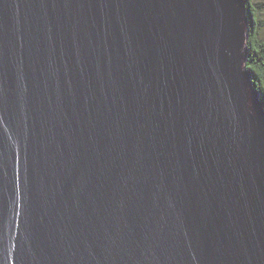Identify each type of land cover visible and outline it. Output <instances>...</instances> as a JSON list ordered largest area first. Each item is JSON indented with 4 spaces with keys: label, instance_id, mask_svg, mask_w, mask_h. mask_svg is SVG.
<instances>
[{
    "label": "water",
    "instance_id": "95a60500",
    "mask_svg": "<svg viewBox=\"0 0 264 264\" xmlns=\"http://www.w3.org/2000/svg\"><path fill=\"white\" fill-rule=\"evenodd\" d=\"M246 0H0V264H264V96Z\"/></svg>",
    "mask_w": 264,
    "mask_h": 264
},
{
    "label": "trees",
    "instance_id": "16d2710c",
    "mask_svg": "<svg viewBox=\"0 0 264 264\" xmlns=\"http://www.w3.org/2000/svg\"><path fill=\"white\" fill-rule=\"evenodd\" d=\"M258 0H246L250 17L255 20L251 29L250 48L251 56L248 61V70L254 76V85L264 96V39H261L260 20L256 4Z\"/></svg>",
    "mask_w": 264,
    "mask_h": 264
},
{
    "label": "rangeland",
    "instance_id": "374dc122",
    "mask_svg": "<svg viewBox=\"0 0 264 264\" xmlns=\"http://www.w3.org/2000/svg\"><path fill=\"white\" fill-rule=\"evenodd\" d=\"M256 8L259 15L260 20V29H261V39H264V0H258L256 1Z\"/></svg>",
    "mask_w": 264,
    "mask_h": 264
}]
</instances>
